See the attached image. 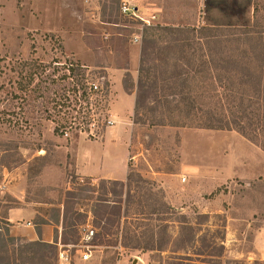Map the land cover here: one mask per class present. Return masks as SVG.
I'll return each mask as SVG.
<instances>
[{
	"label": "rangeland",
	"instance_id": "374dc122",
	"mask_svg": "<svg viewBox=\"0 0 264 264\" xmlns=\"http://www.w3.org/2000/svg\"><path fill=\"white\" fill-rule=\"evenodd\" d=\"M123 1L135 8L138 4L140 16L147 19L155 14L157 18L145 26L141 19L122 12ZM258 3L263 25L264 0ZM157 25L253 23L246 25V6L235 0H0L3 81L14 79L13 68L20 66L28 87L17 99L7 94L13 90L9 85L0 96V111L5 110L9 120L4 121L1 111V215L7 216L8 206L22 202L13 194L41 201L37 228L49 219L57 240L44 246L22 239L4 252L13 262L170 264V251L161 256L122 248L119 243L90 247V257L83 258L93 239L88 237L89 230L99 231L93 226L92 214L98 199H109L111 210L116 196L110 192V184L105 193L103 177L76 175L71 144L77 142L76 149L84 151V156L92 153L99 158L102 142L109 146L107 168L117 177L125 180L130 163L144 177L155 180L165 200L199 226L193 252L204 250L205 240L211 244L204 255L180 264H262L249 251L257 227L264 222V150L235 130L153 126L160 119L150 114L153 110L141 111L143 121L135 113V90L127 89L126 84L137 81L143 37L151 35ZM55 60L79 66L76 76H83L84 83L94 82L101 90L91 95V107L86 97L81 102L84 115L91 113V121L84 116V123L77 122L67 134L55 132L56 121L61 122L55 113L49 114V109L54 112L50 98L60 88H72L74 81L61 78L70 72ZM30 73L32 84H28ZM99 169L90 171L98 173ZM246 174L253 178L247 179ZM127 191L125 188L124 200ZM198 214L210 218L200 219ZM178 230L172 227L174 237ZM108 239L117 240L115 235ZM60 251H66L68 263L60 261Z\"/></svg>",
	"mask_w": 264,
	"mask_h": 264
},
{
	"label": "trees",
	"instance_id": "16d2710c",
	"mask_svg": "<svg viewBox=\"0 0 264 264\" xmlns=\"http://www.w3.org/2000/svg\"><path fill=\"white\" fill-rule=\"evenodd\" d=\"M259 11L258 0H254L252 26L157 25L151 35H145L137 81L126 84L127 89L135 90L138 119L143 121L141 111L153 110L150 114L160 117L153 126L235 130L264 150V24L259 22ZM4 59L0 57V96L9 85L13 90L7 94L17 99L19 92L28 89L22 81V67L14 66V79L5 83V67L1 64ZM54 63L70 72L62 79L74 81L72 88H60L61 92L50 98L54 112L49 109V114L55 113L61 122L56 121L55 132L64 134L77 122L84 123L81 103L84 97L91 107V95L101 90L95 89L89 81L84 83L83 76H76L79 73L75 70L79 66L74 68L73 63L69 66L68 62L56 60ZM28 77V84H32L33 73ZM1 111L7 121L8 114ZM49 117L54 120L53 115ZM85 117L91 121V113ZM101 182L105 193L107 184L112 186L110 192L116 199L109 210V199L99 198L92 211L93 226L99 229L94 230L90 243L93 247L117 246L119 243L122 248L141 249L161 256L170 251L173 254L169 257L170 264H174L171 261L179 264L194 261V255L199 258L204 251H209L211 244L207 240L203 243L204 250L192 251L199 226L190 223L186 214L165 200L164 191L155 180L144 177L130 163L125 180L103 178ZM125 188L128 191L124 200ZM144 190V195L138 196ZM133 191L137 194H132ZM143 198H147L145 204ZM197 217L210 218L209 214H198ZM10 225L0 210V264H17L10 255L4 254L8 247L22 241L10 234ZM172 227L179 228L176 237ZM112 235L116 242L108 239ZM253 239L250 253L255 252ZM28 244L52 245L42 240ZM257 263L264 264V260H257Z\"/></svg>",
	"mask_w": 264,
	"mask_h": 264
},
{
	"label": "crops",
	"instance_id": "0c3cea01",
	"mask_svg": "<svg viewBox=\"0 0 264 264\" xmlns=\"http://www.w3.org/2000/svg\"><path fill=\"white\" fill-rule=\"evenodd\" d=\"M135 1V0H129ZM240 4H244L246 6V25H251L254 21V0H235ZM138 6V4H135ZM84 141V140H81ZM99 142V141H93ZM102 146L100 157L94 156L92 153H85L84 151H78L76 147H78L77 142L71 144L72 151V161L74 166V171L76 175L93 177L100 176L103 178L109 179H117L121 180L119 177L115 175L113 170H109L106 165V152L109 146L105 145V143L99 142ZM100 166V169H99ZM99 169L98 173L92 172V169ZM247 179L253 178L250 175L246 174ZM17 197L18 200L22 201L19 206H12L9 208L7 213V220L11 223L9 226L10 234L14 237L26 239L28 241H39L42 240L47 243H51L55 241L54 229L55 226L52 225V221L45 218L47 220L46 223L41 225V233L38 232L37 225L35 219L38 215H40L38 205L43 204L40 202H32L28 199L26 200L25 195L22 193L13 194ZM60 222V221H58ZM55 223V222H54ZM57 224V223H56ZM254 246V256L258 257L261 260H264V222L261 224L260 228L256 230L253 239Z\"/></svg>",
	"mask_w": 264,
	"mask_h": 264
},
{
	"label": "built area",
	"instance_id": "2783aa9c",
	"mask_svg": "<svg viewBox=\"0 0 264 264\" xmlns=\"http://www.w3.org/2000/svg\"><path fill=\"white\" fill-rule=\"evenodd\" d=\"M122 12L125 15H128V16H130L133 19H135V18L141 19L144 22L143 24L145 26H151L154 23L155 19L157 18V16L155 14H153L151 16V18H147V19L144 18V17H142V16H140L138 14V8L131 7L130 4L127 1H123ZM90 84L93 85L95 89H98L99 88V86L97 84H95L94 82H90ZM67 133L68 132H66V134ZM89 232H90V235H88V237L89 238H93V236L95 234L94 229H90ZM86 247H87V251L84 250V253H83V258L84 259H87V258L90 257V253H89V252H91L90 247H93V246L90 245V244H88V245H86ZM59 259H60L61 262H64V261L66 263L69 262V256L66 253V251H60V253H59Z\"/></svg>",
	"mask_w": 264,
	"mask_h": 264
}]
</instances>
